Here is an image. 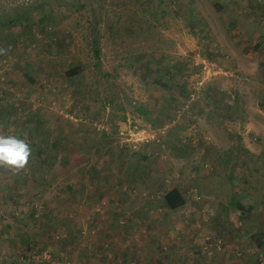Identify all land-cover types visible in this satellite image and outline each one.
I'll use <instances>...</instances> for the list:
<instances>
[{"label":"rangeland","instance_id":"obj_1","mask_svg":"<svg viewBox=\"0 0 264 264\" xmlns=\"http://www.w3.org/2000/svg\"><path fill=\"white\" fill-rule=\"evenodd\" d=\"M0 134V264H264V0H0Z\"/></svg>","mask_w":264,"mask_h":264},{"label":"clouds","instance_id":"obj_2","mask_svg":"<svg viewBox=\"0 0 264 264\" xmlns=\"http://www.w3.org/2000/svg\"><path fill=\"white\" fill-rule=\"evenodd\" d=\"M31 147L17 135L0 134V168L19 173L29 163Z\"/></svg>","mask_w":264,"mask_h":264},{"label":"trees","instance_id":"obj_3","mask_svg":"<svg viewBox=\"0 0 264 264\" xmlns=\"http://www.w3.org/2000/svg\"><path fill=\"white\" fill-rule=\"evenodd\" d=\"M93 44H94V50H93L94 56L98 57L99 52L96 49L95 42H93ZM66 75L69 76L68 73H66ZM163 200H164L165 207L169 210H178L179 208L183 207L185 204V199H184L183 195L181 194V192L177 188H172L170 190H167L164 193Z\"/></svg>","mask_w":264,"mask_h":264}]
</instances>
